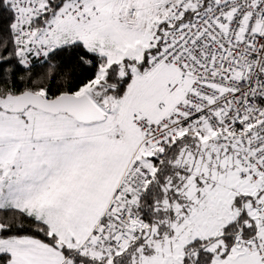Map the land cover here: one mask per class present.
I'll list each match as a JSON object with an SVG mask.
<instances>
[{"label":"snow or ice","instance_id":"1","mask_svg":"<svg viewBox=\"0 0 264 264\" xmlns=\"http://www.w3.org/2000/svg\"><path fill=\"white\" fill-rule=\"evenodd\" d=\"M0 264H264V0H0Z\"/></svg>","mask_w":264,"mask_h":264}]
</instances>
